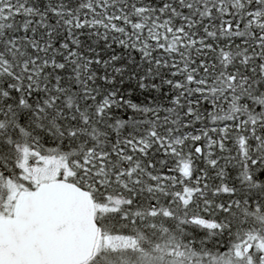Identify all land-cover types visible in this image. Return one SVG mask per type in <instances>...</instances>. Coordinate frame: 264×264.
I'll return each mask as SVG.
<instances>
[{"label": "snow or ice", "instance_id": "6c2138e0", "mask_svg": "<svg viewBox=\"0 0 264 264\" xmlns=\"http://www.w3.org/2000/svg\"><path fill=\"white\" fill-rule=\"evenodd\" d=\"M0 264H264V0H0Z\"/></svg>", "mask_w": 264, "mask_h": 264}]
</instances>
